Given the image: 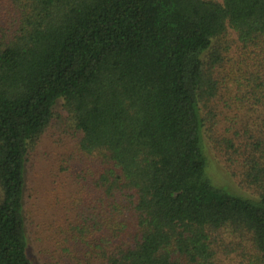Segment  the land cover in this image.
<instances>
[{
  "label": "trees",
  "instance_id": "trees-1",
  "mask_svg": "<svg viewBox=\"0 0 264 264\" xmlns=\"http://www.w3.org/2000/svg\"><path fill=\"white\" fill-rule=\"evenodd\" d=\"M30 240L49 264H264V0H0V264H36Z\"/></svg>",
  "mask_w": 264,
  "mask_h": 264
},
{
  "label": "rangeland",
  "instance_id": "rangeland-1",
  "mask_svg": "<svg viewBox=\"0 0 264 264\" xmlns=\"http://www.w3.org/2000/svg\"><path fill=\"white\" fill-rule=\"evenodd\" d=\"M60 133L57 131H51L47 134V136L43 139V142L41 143L37 153L35 154L34 159L32 160V163L30 164V170L28 171V180L30 182L29 189L30 193L37 194V198L40 204V208L43 210L40 211V214L44 213V217L40 219L39 227H37L36 231L38 232L39 239L43 242L47 252H51L53 250L54 245V239L50 238L51 234L47 232L50 228V218L49 213H45V210L50 212V209L47 208V204L55 202V195L62 192L64 193L66 187L61 186L59 187L60 183H55L54 180L57 178V180L64 181V176L61 175V173H58V168L60 166L59 152H62V150L59 148V145L56 144L57 140H61ZM56 141V143H55ZM66 142L60 141L58 142L60 145L62 143L71 142L72 139L68 138L65 139ZM210 158V174L212 177L215 178L216 181H223L228 180L227 176L225 175L224 170L219 166L217 163L214 154L211 152L209 155ZM51 171V172H50ZM56 175V177H55ZM209 176V175H208ZM224 182V181H223ZM33 188V189H32ZM73 189V187H72ZM71 190H69L70 192ZM37 192V193H36ZM55 208V206H54ZM30 254L36 264H49V262L54 263L55 260H52L51 258H44L45 262H43L40 258V249L39 247L30 240ZM38 251H37V249ZM42 247V246H41ZM43 249V247H42ZM43 251V250H42ZM45 256V254L43 255ZM50 260V261H49Z\"/></svg>",
  "mask_w": 264,
  "mask_h": 264
}]
</instances>
